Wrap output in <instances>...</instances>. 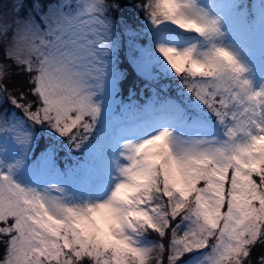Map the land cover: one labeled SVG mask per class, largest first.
I'll return each instance as SVG.
<instances>
[{"label": "snow or ice", "instance_id": "snow-or-ice-1", "mask_svg": "<svg viewBox=\"0 0 264 264\" xmlns=\"http://www.w3.org/2000/svg\"><path fill=\"white\" fill-rule=\"evenodd\" d=\"M12 11L0 264H264V0Z\"/></svg>", "mask_w": 264, "mask_h": 264}, {"label": "rangeland", "instance_id": "rangeland-1", "mask_svg": "<svg viewBox=\"0 0 264 264\" xmlns=\"http://www.w3.org/2000/svg\"><path fill=\"white\" fill-rule=\"evenodd\" d=\"M15 2H16V0H0V16L6 17L8 22H11L13 19L12 4ZM246 2H248V0H246ZM254 3H259V0H253L252 4H254ZM123 52H126V49H124ZM123 52H122L121 57H120L122 62H124ZM0 60H3V49L2 48H0ZM145 94H146V92H145ZM122 98L124 99L125 103L130 102V101H127V99H128L127 96H123ZM41 140H43V139H40L37 141L35 149L32 153V162L33 163L35 162L36 157H38L40 155V153L44 150V147H43V150H38L41 147V143H40ZM64 162H65V158L63 156H60L58 158V163L60 164L61 167L63 166ZM149 239L154 240V241H159V237L154 232L149 233ZM2 256H3V247L1 246L0 247V257H2Z\"/></svg>", "mask_w": 264, "mask_h": 264}, {"label": "trees", "instance_id": "trees-1", "mask_svg": "<svg viewBox=\"0 0 264 264\" xmlns=\"http://www.w3.org/2000/svg\"><path fill=\"white\" fill-rule=\"evenodd\" d=\"M124 62H125V61H124ZM125 63H126V62H125ZM138 86H139V82H138ZM144 92H146V95H147V96H149V95L151 94L147 89H145ZM137 95L141 96V94H139V93H138ZM123 96H127L126 93H125ZM146 100H147V99H146ZM140 101H143V102H144L145 99H144V98H143V99H140ZM40 143H41V147H40L38 150H43V147H45V142H43V141L41 140ZM0 247H1V246H0Z\"/></svg>", "mask_w": 264, "mask_h": 264}]
</instances>
